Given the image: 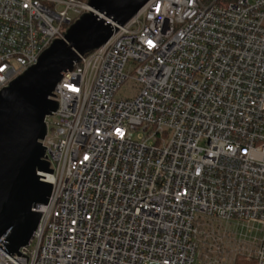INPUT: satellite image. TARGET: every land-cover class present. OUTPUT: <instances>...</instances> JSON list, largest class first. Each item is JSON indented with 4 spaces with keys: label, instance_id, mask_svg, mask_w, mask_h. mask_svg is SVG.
Returning <instances> with one entry per match:
<instances>
[{
    "label": "built area",
    "instance_id": "2783aa9c",
    "mask_svg": "<svg viewBox=\"0 0 264 264\" xmlns=\"http://www.w3.org/2000/svg\"><path fill=\"white\" fill-rule=\"evenodd\" d=\"M87 1L0 0V90ZM111 25L54 88L50 196L27 263L0 264H236L224 239L264 264V0H148Z\"/></svg>",
    "mask_w": 264,
    "mask_h": 264
},
{
    "label": "water",
    "instance_id": "95a60500",
    "mask_svg": "<svg viewBox=\"0 0 264 264\" xmlns=\"http://www.w3.org/2000/svg\"><path fill=\"white\" fill-rule=\"evenodd\" d=\"M148 0H88L84 11L53 39L35 64L0 90V246L8 254L28 244L52 184L39 172L51 173L41 141L45 117L57 109L53 91L63 72L107 42L111 23L123 25Z\"/></svg>",
    "mask_w": 264,
    "mask_h": 264
},
{
    "label": "rangeland",
    "instance_id": "374dc122",
    "mask_svg": "<svg viewBox=\"0 0 264 264\" xmlns=\"http://www.w3.org/2000/svg\"><path fill=\"white\" fill-rule=\"evenodd\" d=\"M133 89L131 87V84L130 83H127L126 85H122L119 90H118V96L124 98V97H129V96H132L133 94ZM223 226V224H222ZM229 227V226H228ZM227 228V227H226ZM230 230L232 233H233V229L231 227H229ZM235 229V233L236 234H242V233H245V229L244 228H241V227H234ZM254 234V233H253ZM224 255H225V259L228 261V262H235L236 264H245V253L246 252H240L238 253V250L236 251L235 249V243L233 242V240L231 239H224ZM250 249V248H249ZM194 264H197V262H195Z\"/></svg>",
    "mask_w": 264,
    "mask_h": 264
},
{
    "label": "snow or ice",
    "instance_id": "6c2138e0",
    "mask_svg": "<svg viewBox=\"0 0 264 264\" xmlns=\"http://www.w3.org/2000/svg\"><path fill=\"white\" fill-rule=\"evenodd\" d=\"M151 43V42H150Z\"/></svg>",
    "mask_w": 264,
    "mask_h": 264
}]
</instances>
